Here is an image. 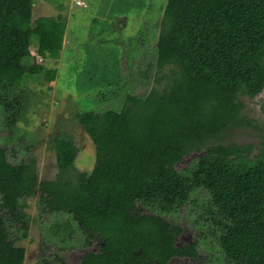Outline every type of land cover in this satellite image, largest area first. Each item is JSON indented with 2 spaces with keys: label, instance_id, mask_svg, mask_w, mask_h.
I'll use <instances>...</instances> for the list:
<instances>
[{
  "label": "trees",
  "instance_id": "16d2710c",
  "mask_svg": "<svg viewBox=\"0 0 264 264\" xmlns=\"http://www.w3.org/2000/svg\"><path fill=\"white\" fill-rule=\"evenodd\" d=\"M32 8L33 0H0V112L9 125L23 112L26 78L55 79L56 69L35 59H57L62 49L65 20H32ZM162 12L152 65L158 86L149 87V72L143 92L118 110L75 116L94 145L90 171L75 169L78 150L67 134L52 140L54 179L38 178L34 158L12 163L0 147V264L24 260L12 230L26 235V200L36 191L42 211L66 216L55 234L101 239L79 264L197 257L198 241L177 246L182 227L164 217L184 205L214 238L222 264H264V138L254 154L250 144L222 142L245 124L242 97L264 87V0H167Z\"/></svg>",
  "mask_w": 264,
  "mask_h": 264
},
{
  "label": "rangeland",
  "instance_id": "374dc122",
  "mask_svg": "<svg viewBox=\"0 0 264 264\" xmlns=\"http://www.w3.org/2000/svg\"><path fill=\"white\" fill-rule=\"evenodd\" d=\"M166 1L33 0L32 20L61 15L66 26L59 57L35 59L46 68H55V79L47 82L43 72L26 78L24 109L15 125L6 123L0 112V147L6 149L10 162L34 158L38 178L54 179L57 169L52 140L58 134H67L78 150L75 169L85 172L92 169L94 145L75 116L84 111L118 110L128 95L143 92L140 83L148 80L149 72L152 74L149 87L158 86L153 80L159 74L152 65ZM162 72L166 74L167 69ZM242 102L245 124L229 129L222 142L250 144L254 154L264 138V87L254 97H242ZM202 153L204 150L183 156L176 168L183 169ZM38 196L36 191L26 200L29 218L26 235L12 230L16 244L25 250L21 264H37L42 260L79 264L87 250L99 249L101 239L90 233L76 234L73 238L55 234L56 220L66 216L42 211ZM142 210L149 213L144 207ZM3 214L0 210V215ZM164 217L182 227L175 236L177 246L198 241L197 257H173L169 264H222L215 254L214 238L197 225L187 205ZM86 238L90 245L86 244Z\"/></svg>",
  "mask_w": 264,
  "mask_h": 264
},
{
  "label": "built area",
  "instance_id": "2783aa9c",
  "mask_svg": "<svg viewBox=\"0 0 264 264\" xmlns=\"http://www.w3.org/2000/svg\"><path fill=\"white\" fill-rule=\"evenodd\" d=\"M79 3H81V2H79ZM39 59H41V58H39Z\"/></svg>",
  "mask_w": 264,
  "mask_h": 264
}]
</instances>
